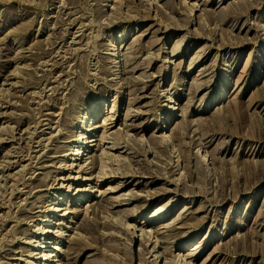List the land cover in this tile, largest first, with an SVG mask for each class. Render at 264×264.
<instances>
[{
	"label": "rangeland",
	"instance_id": "374dc122",
	"mask_svg": "<svg viewBox=\"0 0 264 264\" xmlns=\"http://www.w3.org/2000/svg\"><path fill=\"white\" fill-rule=\"evenodd\" d=\"M263 90L264 0H0V264H44L28 254L53 251L57 235L33 249L37 223L81 234L60 238L63 264H154L155 255L157 264H264ZM99 103L84 127L101 124L92 130L101 139L107 131L102 145L123 177L114 164L81 175L60 162L39 168L27 140L14 143L46 117L84 133L77 120ZM118 140L122 148H108ZM10 149L30 160L24 170L3 167ZM55 195L64 210L82 209L73 222L64 210L36 212ZM166 204V218L154 219Z\"/></svg>",
	"mask_w": 264,
	"mask_h": 264
},
{
	"label": "bare ground",
	"instance_id": "6f19581e",
	"mask_svg": "<svg viewBox=\"0 0 264 264\" xmlns=\"http://www.w3.org/2000/svg\"><path fill=\"white\" fill-rule=\"evenodd\" d=\"M114 8V7H113ZM76 36H78V35H76ZM80 36V35H79ZM80 40V39H79ZM79 40H77V41H79ZM81 42V41H80ZM72 43H73V41H72ZM77 43V42H76ZM74 44V43H73ZM72 45V44H71ZM137 47V46H136ZM163 47V46H162ZM72 50V49H71ZM112 50H114V49H112ZM19 52H21V51H19ZM111 54V53H110ZM249 59V58H248ZM123 61V60H122ZM169 62V61H168ZM172 62V61H171ZM170 62V63H171ZM120 64V63H119ZM168 64V63H167ZM165 66V65H164ZM163 66V67H164ZM262 91V90H261ZM260 91V93H262ZM263 94H264V90H263ZM262 95V94H261ZM261 97H263V96H261ZM116 99V98H115ZM262 99H264V98H262ZM1 106H3V105H1ZM114 107H115V105H113ZM241 106V105H240ZM100 107H101V103H99L98 105H96L95 106V110L91 113V115H89L90 113L89 112H87V113H85L84 114V116H81V119H79V120H77V121H79V122H81L82 123V126H81V128H83V130L85 131L84 133L82 132V130L79 132V134L78 133H76V131H70V130H68V128H66V127H60V125H58V126H53V124H52V121H51V119H49V118H43V119H38L39 121H37V125H35V126H33V127H31L30 125H28V126H30L33 130H29L28 132H27V135H25L26 134V132L24 131V133L23 134H20L19 135V137H16L15 136V142L14 143H17V144H20V142L21 141H25L26 142V140H27V143L29 144V147L30 148H32V154H33V156L31 157H29V159L30 158H35L36 160V163H42L43 165H41V166H39V168H44V167H48V166H53V165H45L44 164V162H52L51 164H56L57 162H60V165L58 166V168H61V169H64V170H68V171H71V172H74L73 170H74V167H78V170H76L75 172H77V173H79L80 174V172H85V174H86V172H90L89 170H93L94 168H96L97 167V165H98V163H100L101 164V166H102V170L103 171H100L101 173L102 172H104V170H105V168H108V166L110 165V164H114V165H117L115 168L113 167L112 168V170H113V172H114V174H112V176H115V177H119V176H121V177H123V176H125V173H124V171H123V169L120 167V166H118L119 164H116V162H114V161H119L120 159L118 158V155H115V154H110L108 151H105V148H104V144L102 145V139L104 138V140H106V137H107V131H105L104 130V132H102L103 134H102V139L101 138H96V135H94V133H92V130H96L97 128L99 129V127L101 126V124H96L95 126H91L90 125V127H88V128H86L85 129V125H86V123H88V122H90L92 119H93V116L94 115H96L97 113H99L100 112ZM113 107V108H114ZM174 107V106H173ZM111 109V111H110V113H113V114H111V116H110V114L109 115H107L105 118H104V121H103V123H102V125L103 124H107V120H113L114 119V116H115V114L114 113H116V111H114V109ZM6 112V111H5ZM42 114V113H41ZM40 114V115H41ZM51 114V113H50ZM0 115H2V112H1V114ZM5 115V113H3V116ZM45 115V114H44ZM55 116V115H54ZM57 116V115H56ZM40 117V116H39ZM43 117V116H42ZM41 117V118H42ZM46 120H48V121H46ZM7 121V120H6ZM53 122H55V121H53ZM58 122V121H57ZM110 122V121H109ZM78 124V123H77ZM19 126V125H18ZM8 127H12V126H8ZM105 127V126H104ZM1 129H0V131L2 130V129H4L2 126L0 127ZM12 128H14V127H12ZM28 128V127H27ZM74 129L76 128V127H73ZM103 128V127H102ZM29 129V128H28ZM67 129V130H66ZM17 130V129H16ZM27 130V129H26ZM55 130H56V132H55ZM208 132H210V131H208ZM28 133H29V135H28ZM68 133H71V134H69L68 135ZM90 133H91V135H90ZM88 134L90 135V136H88ZM205 134V133H204ZM210 134V133H209ZM211 134H213V133H211ZM18 136V135H17ZM63 136V137H62ZM171 136V135H170ZM207 135L205 134V137H206ZM14 137V136H13ZM205 137H202V140H203V138H205ZM213 138V137H212ZM206 139V138H205ZM12 140V139H11ZM17 140H19V142H17ZM121 140V139H120ZM165 140H166V138H165ZM206 141V140H205ZM210 141H212V139L210 140ZM106 142V141H105ZM122 141H119L118 140V142H113V144L110 146V147H108L109 149H111V150H118V148H122V147H120L119 146V144L121 143ZM164 142V141H163ZM259 142V141H258ZM26 143V144H27ZM74 143H75V145H74ZM201 143V142H200ZM209 143V142H208ZM208 143H205L204 144V146H208L207 144ZM25 144V143H24ZM73 144V145H72ZM203 143H201V145H202ZM12 145H14V144H12ZM157 145V144H156ZM200 145V146H201ZM22 146H24V145H22ZM12 147V146H11ZM15 147V146H14ZM14 147H12L13 149H14ZM16 147H18V146H16ZM94 147H96L95 149H94ZM106 147V148H107ZM124 147H126V146H124ZM19 148H21V147H19ZM29 148V149H30ZM92 148V149H91ZM26 149H28V147L26 148ZM60 150V152H63V151H66V152H64V154L63 155H58V154H50V153H52V151L53 150ZM102 149V150H101ZM10 150H12V149H10ZM20 150V149H19ZM21 150H22V148H21ZM24 150V149H23ZM93 150H95V151H98V150H101L102 151V153L101 154H91L90 155V153L91 152H93ZM107 150V149H106ZM26 151V150H25ZM23 152V151H22ZM28 153H29V151H28ZM35 153V154H34ZM53 153H56V151H54ZM207 153V152H206ZM6 154H9L8 152L6 153ZM27 153H25L24 155H26ZM32 154H30V155H32ZM182 154V153H181ZM10 155V154H9ZM29 154H27V156H28ZM11 158H10V160L8 159V160H6V161H4L5 162V164L3 165V167H7L8 169L7 170H12V171H14L15 169H17L18 167H20L21 166V170H24V169H22V168H24L26 165H24V163L23 162H25V161H27V160H29V159H24V157L22 158L21 157V155H19V151H16V150H12V152H11ZM120 156V155H119ZM182 156V155H181ZM210 156H212V154L210 155ZM8 157V156H7ZM3 158V157H2ZM42 159V161H40ZM182 159V158H181ZM184 159V158H183ZM183 159H182V161H183ZM204 159V158H203ZM209 159H210V157H209ZM211 159H212V161H211V163H214V158H213V156L211 157ZM178 160V159H177ZM180 160V159H179ZM205 160V159H204ZM30 161V160H29ZM3 162V163H4ZM34 162V161H33ZM0 164H2V161H1V163ZM16 164V165H15ZM28 164V163H27ZM14 165H15V167H14ZM29 165H30V163H29ZM28 166V165H27ZM26 166V167H27ZM111 166V165H110ZM2 167V168H3ZM10 167H11V169H10ZM110 169V168H109ZM121 170V171H120ZM19 172H22V171H20V169L18 170ZM18 171H15V173H17ZM106 171V170H105ZM134 171V170H133ZM18 172V173H19ZM112 172V171H111ZM121 172H123V173H121ZM9 173V172H8ZM12 173H14V172H12ZM94 173V172H93ZM101 173H99V176H100V174ZM118 173H120V174H118ZM134 173V172H133ZM20 174V173H19ZM79 174L77 175V176H75V178L73 179V180H78V178H79ZM104 174V173H103ZM108 174V173H107ZM107 174H105L103 177H106V175ZM128 174V173H127ZM137 174V173H136ZM13 176H14V174H12ZM16 175V174H15ZM81 175V174H80ZM97 175V174H96ZM6 176V175H5ZM11 176V175H10ZM70 176V175H69ZM131 176V175H130ZM72 177V176H71ZM70 177V178H71ZM84 177V176H83ZM100 177H102V176H100ZM100 177L98 178V180L100 179ZM107 177H109V176H107ZM3 178V177H2ZM7 178H9L8 177V175H7ZM16 179V177H13V179ZM81 178V177H80ZM93 178V177H92ZM94 178H96V177H94ZM10 179H12L11 177H10ZM14 179V180H15ZM59 179H62V177L61 178H59ZM66 179V178H65ZM90 179V176L89 177H86L85 176V178H84V180H89ZM102 179V178H101ZM63 180V179H62ZM72 180V181H73ZM97 180V181H98ZM6 181V180H5ZM16 181V180H15ZM8 182V181H7ZM8 183H10V180H9V182ZM12 183V182H11ZM6 184V183H5ZM15 184V183H14ZM55 184V183H54ZM10 186H12L13 184H9ZM2 186V185H1ZM53 186V185H52ZM96 186V185H95ZM3 188H5V190H6V187L5 186H2ZM17 186H16V184H15V190L19 193L20 191H22L20 188L18 189V188H16ZM65 188V187H69L68 188V191L72 188L71 187V185H64L63 183L59 186V188ZM11 187H9V189H10ZM58 188V187H57ZM57 188H55V191H58V189ZM86 188V187H85ZM92 188V187H91ZM109 188V187H108ZM12 189H14V185H13V187L11 188V190H10V192L12 193V191H14V190H12ZM84 189V188H83ZM82 188L80 189H78V190H83ZM1 190V189H0ZM4 189H3V191H5ZM77 190V191H78ZM85 190V189H84ZM111 190V189H110ZM113 190V189H112ZM15 191V192H16ZM38 191H40V189H38V190H36L35 192H38ZM67 191V190H66ZM77 191H74L75 193L77 192ZM90 191V190H89ZM94 191H97V189L96 188H94L93 187V189L90 191L91 193L92 192H94ZM105 192V191H104ZM4 193V192H3ZM72 193V192H71ZM10 194V193H9ZM14 194V193H13ZM101 194V193H100ZM1 196V199H2V196H3V194L2 195H0ZM56 196V198H57V200L54 202V204L53 205H48V204H44V206L42 205V206H39V207H42V209H40V210H36V212H59V211H62V210H64V207L62 208V207H60V202H61V200H62V197L61 196H57V195H55ZM76 196V195H75ZM86 193H84V194H79V196H77V201L76 202H79V201H81L83 198H86ZM26 197H28V196H26ZM26 197H24L23 198V200H26L27 198ZM97 197H98V195H97ZM123 197H125V196H123ZM132 197V196H131ZM29 198V197H28ZM128 198V197H127ZM121 199V198H120ZM120 199H119V201H120ZM123 199V198H122ZM88 200V199H87ZM122 202H120L119 204H122L123 203V200H121ZM95 203V202H94ZM1 204V203H0ZM89 204V203H88ZM127 204H129V201H127ZM38 205V204H37ZM66 205V204H65ZM2 206V205H1ZM46 206V207H45ZM87 206V205H86ZM92 206V204H89L88 205V207H91ZM43 207H45V209H43ZM85 208H87V207H85ZM84 208V209H85ZM168 208V204H166L165 206H163V207H161V206H157V207H155V212H154V214L152 215V217L154 218V219H156V218H166L165 217V214L167 213V212H170V210H168L167 209ZM186 208H187V206H186ZM185 208V209H186ZM95 209H96V206H95ZM171 209V208H170ZM189 209H191V208H189ZM87 210V209H86ZM88 210H89V208H88ZM87 210V211H88ZM92 210V209H91ZM135 210V209H134ZM168 210V211H167ZM183 210H184V208H183ZM86 211V212H87ZM113 211V210H112ZM79 212H82V209L80 210L79 209ZM79 212H76V211H72V210H64V212L63 213H61V216L64 218V219H69L68 217H70V221H69V223H71V222H73L72 220H73V218H75V216H77L78 214H79ZM91 212V211H90ZM135 212V211H134ZM71 213H73V214H71ZM85 213V212H84ZM36 214V213H35ZM58 214V213H57ZM86 214V213H85ZM85 214H83V215H85ZM89 214H91V213H89ZM136 214V213H135ZM71 215V216H70ZM73 215V216H72ZM82 215V216H83ZM87 215V214H86ZM85 215V216H86ZM138 215V214H137ZM37 216H41L40 214L39 215H37ZM84 216V217H85ZM180 217V216H179ZM86 218V217H85ZM84 218V219H85ZM87 218H89V216L87 217ZM86 218V219H87ZM183 218H186L185 216H182L181 217V219H183ZM38 220H40L41 222H43V223H47V224H50V223H53V220H51L49 217H43V219H37V221ZM180 220V219H179ZM76 222V221H75ZM126 222H127V220H126ZM128 223V222H127ZM126 223V224H127ZM55 224H65L63 221H59V223H56L55 222ZM78 224V223H77ZM124 224V223H123ZM135 224V223H134ZM32 225V224H31ZM65 226V228H68V230H70L71 232H73L74 234H69V236L68 237H64V235H68V234H65V232L67 231H65V232H60V233H57V231H56V233H54V230L53 229H55V228H53V229H51V227L48 225V226H41V225H39V223H37L36 225H35V230H33L34 232L35 231H37L38 232V234L40 233V234H43V238H41V239H39V240H35V239H29V241H27L29 244H31L32 246H33V249H40V248H44V243L46 242V237L48 236V237H50L51 235H52V233H53V235H57V238H56V241H55V244L51 247L52 249H53V251H49V252H47V253H45L44 252V250L43 251H41V252H43V253H36L35 252V250H33V251H31L28 255L29 256H35L36 254H39L38 255V257L37 258H43V260H45L44 261V264H51L52 263V261H56V263L55 264H63V263H61V261L63 260L62 258H60L59 259V257H60V252H62L63 251V249H62V247H60L59 246V243L61 242V240H60V238L61 239H63V240H68V241H70L71 239L70 238H74V240L76 239H78L79 237H80V233L79 232H75V228H73L72 226H69V224L68 225H64ZM132 226H134V225H131L130 227L132 228ZM169 225L168 224H162L159 228H170V227H168ZM13 227H15V225H13L12 226V228ZM74 227H77V226H74ZM142 227V226H141ZM11 228V229H12ZM64 228V227H63ZM140 229V228H139ZM5 230V229H4ZM57 230V229H56ZM137 230V229H136ZM141 231H142V234L141 235H143L144 237H145V234L146 233H149V241L150 240H152L151 239V237H152V235H154V234H152V229H140ZM163 230H165V229H163ZM162 230V231H163ZM0 231H1V229H0ZM77 231V230H76ZM139 231V230H138ZM154 232V231H153ZM5 233V232H4ZM4 233H2V234H4ZM64 233V234H63ZM1 234V235H2ZM6 234V233H5ZM171 234V233H170ZM132 235V234H131ZM135 235V234H134ZM3 236H5V235H3ZM42 236V235H41ZM142 236V239H144V237ZM82 237V236H81ZM85 237V236H84ZM154 237H156V241H155V246H156V244L158 243L157 242V240H159L158 239V236L157 235H155ZM4 238V237H3ZM15 239H16V237H14ZM69 238V239H68ZM146 238V237H145ZM21 239V238H20ZM85 239V238H84ZM1 240H4V239H1ZM10 240V239H9ZM206 240V239H205ZM142 241V240H141ZM34 242V243H33ZM73 242V241H72ZM13 243V242H12ZM14 244V243H13ZM162 244V243H161ZM61 245V244H60ZM198 245V244H197ZM199 246H196V248H198ZM164 248V247H163ZM85 249V248H84ZM172 249V248H171ZM202 249V248H201ZM198 251V250H197ZM170 252V251H169ZM21 254H23V252H20ZM160 254V253H159ZM180 254V253H179ZM178 254V255H179ZM65 255V254H64ZM89 256V255H88ZM161 255H155V263L157 264V262H158V260H159V257H160ZM190 255H188V257H189ZM90 257V256H89ZM167 257V256H166ZM176 257V256H175ZM181 257V256H180ZM185 257H187L186 255H185ZM191 257V256H190ZM195 257V256H194ZM34 258V257H33ZM2 259V258H1ZM12 259L13 260H23V259H21L20 257H12ZM95 259V258H94ZM188 259H190V258H188ZM195 259V258H194ZM69 260V259H68ZM89 260V259H88ZM174 260V259H173ZM92 261H95V260H93L92 259ZM187 261V260H186ZM66 262H68V261H66ZM95 262H97V261H95ZM103 262V261H102ZM145 262V261H144ZM4 263H7V264H12V263H9V262H4ZM86 263V262H85ZM97 263H100V262H97ZM96 263V264H97ZM154 263V264H155ZM186 263V262H185ZM188 263V262H187ZM13 264H16V263H13ZM18 264V263H17ZM30 264H42V263H38V262H30ZM87 264V263H86ZM90 264H91V262H90ZM105 264H107V263H105ZM188 264H190V261H189V263Z\"/></svg>",
	"mask_w": 264,
	"mask_h": 264
}]
</instances>
